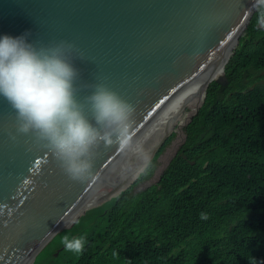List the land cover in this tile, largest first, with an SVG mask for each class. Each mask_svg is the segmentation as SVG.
<instances>
[{"label": "water", "instance_id": "1", "mask_svg": "<svg viewBox=\"0 0 264 264\" xmlns=\"http://www.w3.org/2000/svg\"><path fill=\"white\" fill-rule=\"evenodd\" d=\"M253 3L0 0V36L27 32L37 46L73 44L83 54L73 60L77 98L83 101L102 82L134 104L138 135L153 156L172 131L181 133L178 144L184 140L182 127L212 80L227 83L224 66L256 10ZM120 166L118 152L101 147L96 179L69 180L46 149L17 133L15 111L0 97V264H33L61 229L136 178L122 176Z\"/></svg>", "mask_w": 264, "mask_h": 264}, {"label": "trees", "instance_id": "2", "mask_svg": "<svg viewBox=\"0 0 264 264\" xmlns=\"http://www.w3.org/2000/svg\"><path fill=\"white\" fill-rule=\"evenodd\" d=\"M257 19L255 10L224 66L227 83H209L158 178L137 187L154 176L175 131L146 175L86 209L33 264H53L43 259L56 247L66 264H264V28ZM65 235L84 237L80 254L65 250Z\"/></svg>", "mask_w": 264, "mask_h": 264}, {"label": "clouds", "instance_id": "3", "mask_svg": "<svg viewBox=\"0 0 264 264\" xmlns=\"http://www.w3.org/2000/svg\"><path fill=\"white\" fill-rule=\"evenodd\" d=\"M253 8L264 27V0H254ZM30 35L0 36V97L15 111L17 133L31 136L74 182L96 179L101 147L118 152L122 176L146 175L153 159L138 135L136 106L102 82L79 100L80 73L73 60L83 54L65 41L37 46ZM62 243L66 251L80 254L86 240L65 235Z\"/></svg>", "mask_w": 264, "mask_h": 264}, {"label": "rangeland", "instance_id": "4", "mask_svg": "<svg viewBox=\"0 0 264 264\" xmlns=\"http://www.w3.org/2000/svg\"><path fill=\"white\" fill-rule=\"evenodd\" d=\"M189 108H187V110H188ZM186 109L184 110V112L180 115V117H179V122H181V121H183V118H184V116H185V114H186ZM175 132H176V135H175V137L172 139V141H171V143L164 149V151L160 154V157H159V159H158V166H157V168L159 169V167H162L163 166V163L164 164H167V162L169 161V159L171 158V156H172V154H173V150H175V149H177V147H178V143L177 142H179L180 141V139H181V133H178V131L177 130H175ZM172 142H176V144L175 145H173L172 144ZM222 153H224V151H218V152H216L215 154H217V155H221ZM156 168V169H157ZM155 169V170H156ZM158 176H159V172H157V173H154V176L153 177H151L149 180H147V181H144V182H142V183H140L137 187L139 188H141V187H144V186H146L148 183H150V182H152V181H155L157 178H158ZM59 244V241H55L54 243H53V245L54 246H57ZM59 249V247H56V249H55V251L54 252H52V255H48V256H46V258H44L43 259V262L44 261H48L49 259L51 260V261H53V264H66L67 263V261L63 258V256H57V253H58V250ZM71 253V252H70ZM55 255V256H54ZM43 262H41V263H43Z\"/></svg>", "mask_w": 264, "mask_h": 264}]
</instances>
